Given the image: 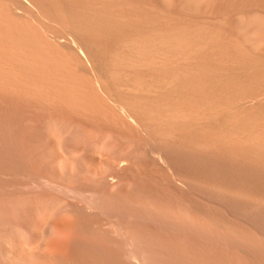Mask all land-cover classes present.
<instances>
[{
	"label": "rangeland",
	"instance_id": "rangeland-1",
	"mask_svg": "<svg viewBox=\"0 0 264 264\" xmlns=\"http://www.w3.org/2000/svg\"><path fill=\"white\" fill-rule=\"evenodd\" d=\"M0 264H264V0H0Z\"/></svg>",
	"mask_w": 264,
	"mask_h": 264
},
{
	"label": "bare ground",
	"instance_id": "bare-ground-1",
	"mask_svg": "<svg viewBox=\"0 0 264 264\" xmlns=\"http://www.w3.org/2000/svg\"><path fill=\"white\" fill-rule=\"evenodd\" d=\"M82 51V50H81Z\"/></svg>",
	"mask_w": 264,
	"mask_h": 264
}]
</instances>
